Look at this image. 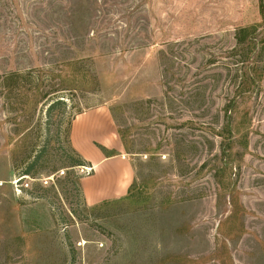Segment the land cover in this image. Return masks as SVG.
Masks as SVG:
<instances>
[{
    "label": "rangeland",
    "instance_id": "1",
    "mask_svg": "<svg viewBox=\"0 0 264 264\" xmlns=\"http://www.w3.org/2000/svg\"><path fill=\"white\" fill-rule=\"evenodd\" d=\"M98 105L135 178L90 206ZM0 264H264V0H0Z\"/></svg>",
    "mask_w": 264,
    "mask_h": 264
},
{
    "label": "crops",
    "instance_id": "2",
    "mask_svg": "<svg viewBox=\"0 0 264 264\" xmlns=\"http://www.w3.org/2000/svg\"><path fill=\"white\" fill-rule=\"evenodd\" d=\"M69 141L92 170L80 178L86 204L94 206L128 194L135 178L134 168L108 106L77 113L70 124Z\"/></svg>",
    "mask_w": 264,
    "mask_h": 264
},
{
    "label": "trees",
    "instance_id": "3",
    "mask_svg": "<svg viewBox=\"0 0 264 264\" xmlns=\"http://www.w3.org/2000/svg\"><path fill=\"white\" fill-rule=\"evenodd\" d=\"M12 76L13 75H10V76H7V77L8 78H12ZM69 129H70V126H69ZM70 152L73 155V166L84 165L85 160L82 158V156L75 149L72 148V146H71ZM26 174H29V172H26Z\"/></svg>",
    "mask_w": 264,
    "mask_h": 264
},
{
    "label": "built area",
    "instance_id": "4",
    "mask_svg": "<svg viewBox=\"0 0 264 264\" xmlns=\"http://www.w3.org/2000/svg\"><path fill=\"white\" fill-rule=\"evenodd\" d=\"M80 169H81V172H85V171L91 170V168L87 167V166H82V167H80Z\"/></svg>",
    "mask_w": 264,
    "mask_h": 264
}]
</instances>
